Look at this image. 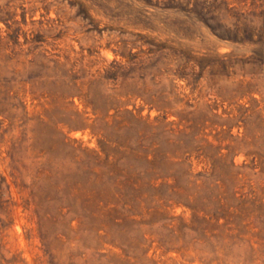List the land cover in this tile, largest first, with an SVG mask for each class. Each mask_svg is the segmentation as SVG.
Listing matches in <instances>:
<instances>
[{"label": "rangeland", "instance_id": "1", "mask_svg": "<svg viewBox=\"0 0 264 264\" xmlns=\"http://www.w3.org/2000/svg\"><path fill=\"white\" fill-rule=\"evenodd\" d=\"M0 264H264V0H0Z\"/></svg>", "mask_w": 264, "mask_h": 264}]
</instances>
